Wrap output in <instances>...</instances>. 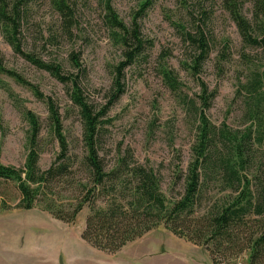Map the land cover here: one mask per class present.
<instances>
[{
	"label": "rangeland",
	"instance_id": "1",
	"mask_svg": "<svg viewBox=\"0 0 264 264\" xmlns=\"http://www.w3.org/2000/svg\"><path fill=\"white\" fill-rule=\"evenodd\" d=\"M237 1L253 23V0ZM143 2L112 0L127 25L138 18L143 37L152 46L140 61L126 69L125 91L108 114L110 123L101 131L100 155L107 168L131 152L136 163L157 172L166 195L182 194L184 181L180 179L193 161L198 126L195 112L200 108L202 86H206L210 92L217 91L207 111L217 131L227 130L239 139L251 131V161L239 172L252 181L261 172L264 174V97L259 101L260 93L249 88L254 77L264 73L263 51L244 43L224 0H152L151 6L138 16ZM71 4L72 25L65 30L48 2H36L23 26L24 48L43 62L61 64L67 73L74 72L69 55H80L85 93L93 103L103 106L111 96L115 68L123 60L122 50L108 31L100 0H71ZM199 29L213 37L214 43L210 57L196 76L191 64L197 43L191 37ZM0 61L5 69L21 75L59 106L76 165L72 177L55 183L54 189L61 193L63 202L72 204L89 184V171L83 163L81 120L66 87L15 54L1 32ZM166 69L178 81L176 91L166 83ZM0 80L4 84L0 86V164L24 167L30 132L25 112L31 111L42 125L39 165L42 170L49 169L59 150L51 135L47 104L13 78L0 75ZM216 147L225 155L230 149L222 141ZM208 181V202L231 192L222 173L208 176ZM21 198L15 182L0 179V264H212L204 248L164 227L116 254L99 251L82 239L88 208L75 223L67 224L41 206L32 210L19 208ZM237 264H248V256Z\"/></svg>",
	"mask_w": 264,
	"mask_h": 264
},
{
	"label": "trees",
	"instance_id": "2",
	"mask_svg": "<svg viewBox=\"0 0 264 264\" xmlns=\"http://www.w3.org/2000/svg\"><path fill=\"white\" fill-rule=\"evenodd\" d=\"M38 1L0 0V32L15 54L66 87L68 98L77 109L82 124L83 163L89 171V184L83 187L72 204L63 202L54 185L72 177L76 164L72 162L60 108L21 75L5 69L0 61V75H7L30 88L38 99L47 104L51 135L59 150L50 168L42 170L39 165L43 152L40 139L42 125L34 113L26 111L30 132L25 165L15 168L0 164V179L15 182L21 193L19 208L32 210L41 206L67 224L75 223L79 214L88 208L82 239L108 254H116L151 231L164 227L175 236L204 248L212 264H237L246 255L248 264H264V174L261 172V176L252 181L239 172L244 171L251 161V131L239 139L227 130L217 131L210 122L207 111L217 91L210 92L208 87L202 86L200 108L195 112L198 119L197 144L193 147V161L180 179L184 181L182 194L166 195L157 172L136 163L131 152L108 169L100 155L101 131L110 123L108 114L125 91L126 69L140 61L152 43L143 37L137 17L127 25L114 9L112 0H100L105 24L115 44L120 46L123 60L115 68L109 101L98 106L87 97L82 86L85 70L80 55H69L68 62L74 72L67 73L61 64L43 62L25 50L21 36L23 26ZM44 1L60 16L65 30H69L73 11L71 0ZM143 1L138 16L152 4V0ZM224 5L244 43L261 49L264 54V0H253V23L243 14L239 1L224 0ZM191 39L197 43L191 64V70L197 76L210 57L214 38L199 29ZM163 75L170 88L176 91L179 84L175 76L167 69ZM0 86H4L1 80ZM249 88L260 93V101L264 97V73L255 76ZM218 141L230 147L227 155L221 154L216 147ZM219 173H222L231 192L218 201L208 202L211 200L205 196L210 183L208 176Z\"/></svg>",
	"mask_w": 264,
	"mask_h": 264
}]
</instances>
